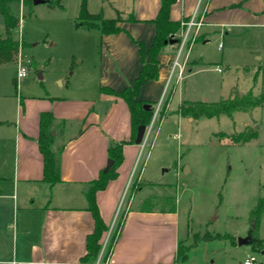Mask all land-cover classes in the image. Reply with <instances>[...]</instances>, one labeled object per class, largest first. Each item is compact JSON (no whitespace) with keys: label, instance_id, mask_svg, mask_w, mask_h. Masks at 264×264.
Wrapping results in <instances>:
<instances>
[{"label":"crops","instance_id":"obj_1","mask_svg":"<svg viewBox=\"0 0 264 264\" xmlns=\"http://www.w3.org/2000/svg\"><path fill=\"white\" fill-rule=\"evenodd\" d=\"M105 3L113 13L110 17L105 14ZM159 5L160 0H101L95 10L88 5L92 14L101 13L104 18H114L119 12L120 15H132L135 21L125 17L117 23L124 31L115 34H101L94 28H75L81 50L80 79L76 90L66 97L46 95L32 102L24 97L23 106L12 93L0 95V264H80L86 253L87 235L94 228L85 193L105 168L108 148L131 137L127 103L118 96L101 92L100 88L121 91L132 84L142 66L133 40H142L146 45L151 43L156 28L150 20L156 16ZM194 13L203 21L198 30V41L183 49L178 61L180 66H175L171 77L179 44L170 43L163 47L157 57L158 77L147 80L138 95V99L157 104L163 103L172 91L166 106L170 114L158 128L154 129L153 125L145 127L139 142L123 145V160L116 169V177L95 193V202L106 226L100 239L101 246L110 232L107 247L101 253V262L106 264L242 262L222 250L226 247V238L221 233V236L213 233L209 237L211 239L205 241L216 243L223 239L222 249L196 255L193 250L197 246L195 243L189 245L184 261L176 260L182 238L189 240L192 232L189 223L181 219L178 199L172 195L143 192L146 185H153L144 182L142 173L152 147L158 144L159 131L168 127L171 120L177 125L182 119L196 121L198 118L176 114L179 104L184 100L199 101V75L207 77L206 73L210 69L215 70L218 64L228 68L223 53L217 63L208 57L204 47L213 39L217 40L218 49L221 40L233 27L264 29V0H177L171 5L169 15L170 19L181 21ZM0 21L2 38L5 30L1 15ZM223 48L224 43L218 50ZM257 53L253 52L254 58L258 57ZM212 65L214 67L210 68ZM180 67L182 75L178 78ZM7 96L15 97L10 105L7 104ZM204 100L208 101V97ZM46 111L54 117L53 127L63 123L60 180L51 185L42 180L43 157L37 143L40 113ZM179 137V133H168L165 140ZM138 149L141 154L146 150V154L142 162L140 154L136 160L139 170L137 175H132L130 171ZM175 166H179L177 162ZM185 168L188 171V167ZM137 179L141 185L132 195V181ZM167 198H174L173 208L162 206ZM154 200L160 203L151 206ZM125 208L118 237L106 256L110 239ZM248 236L251 234L247 226L244 233H237V243L248 246L250 243L238 242ZM254 236L261 240L260 248L264 254V211ZM250 250L254 252L252 247ZM251 253L246 252L243 259ZM210 256L213 259L209 260Z\"/></svg>","mask_w":264,"mask_h":264},{"label":"rangeland","instance_id":"obj_2","mask_svg":"<svg viewBox=\"0 0 264 264\" xmlns=\"http://www.w3.org/2000/svg\"><path fill=\"white\" fill-rule=\"evenodd\" d=\"M100 1L85 0L87 10L88 5L95 10ZM81 2L61 0V7L33 4L31 0L28 5L20 1L11 4V12L18 20L13 36L23 45L14 61L0 65V95L12 93L23 106L24 97L32 102L46 95L66 97L76 90L80 79L81 50L75 35V24ZM104 5L105 14L110 17L113 14L111 8L106 3ZM119 16L124 20L129 15L119 13ZM230 30L229 35L221 40L223 50L217 49V40L213 39L204 47L208 57L217 63L223 53L228 68L218 64L215 70L210 69L206 73L207 77L199 75V101L216 102L240 97L249 90L254 95L260 91L261 69L264 68V29L233 27ZM2 31L0 21V33ZM254 51L259 52L257 58L253 57ZM19 64L25 66L27 72L17 80ZM204 97H208V101ZM12 100L15 101V97L7 96V104L10 105ZM155 106L154 103L150 122L145 127L153 125L156 129L165 118L160 116V111L154 118ZM166 106L167 117L170 113ZM167 126L159 131L158 144L152 147L146 159L142 177L144 182L153 185L147 183L143 192L177 197L181 219L187 221L192 229L189 240L182 238L180 253H187V249L195 243L197 246L193 250L196 255L222 249L223 239L216 243L205 241L211 239V234L221 233L226 238V247L222 250L235 260L242 261L246 252L251 253L252 244H249L250 247L239 245L237 233H244L247 226L250 231V212L264 197V106L250 110L233 109L230 114L221 113L210 118L201 116L193 122L182 119L179 125L171 120ZM242 131L257 135L247 142L233 141ZM168 133H179L180 137L166 141ZM60 142L57 139L54 149ZM140 154L138 149L130 171L132 175H137L139 170L136 160ZM145 154L146 150L141 154V162ZM176 162L179 165L177 168ZM185 166L188 167L187 172ZM140 185L138 179L132 181V195ZM158 203L157 200L151 201V206ZM162 206L173 208L174 198H167ZM252 250L254 254L251 255L264 261L259 245H254ZM211 259L213 256H210Z\"/></svg>","mask_w":264,"mask_h":264},{"label":"trees","instance_id":"obj_3","mask_svg":"<svg viewBox=\"0 0 264 264\" xmlns=\"http://www.w3.org/2000/svg\"><path fill=\"white\" fill-rule=\"evenodd\" d=\"M22 2L25 5L30 3V0H0V15L4 22V37L0 38V65L15 60L19 53L22 41H18L13 37V31L18 26V20L11 13L10 4L13 2ZM177 0H160V5L156 16L150 20L154 23L156 31L149 45H146L142 40H133L137 45L139 57L141 61V69L138 75L134 78L131 85L125 87L121 91H115L107 87H101L100 91L113 94L122 98L128 105L130 113L131 137L128 141H120L107 150L108 160L111 161L110 166L106 170H102L96 180L92 181V186L85 193L88 201V209L91 211L94 219L93 231L86 238V253L80 259V264H89L94 261L101 249L100 239L102 233L106 230V226L100 216L97 204L95 202V193L97 190L103 189L110 179L116 177V169L123 160V145L127 142H136L138 134L142 126L148 125L152 115V105L154 102L138 99L140 87L147 80H154L158 77V54L167 44H179V31L181 29V21L170 19V7ZM32 2V0H31ZM33 3V2H32ZM49 7H61V0H45ZM129 21H135L132 15L127 17ZM123 21L117 12L114 18H104L101 13L92 14L87 10L85 0L80 4L78 21L76 27L94 28L101 34H115L124 31L123 28L117 25ZM198 41V38L197 40ZM172 91L166 96L163 107L160 110V116L166 117L165 106L170 100ZM264 106V68L261 69V87L257 95H254L251 90L247 91L240 97L233 99L227 98L216 102L205 101H182L176 114L183 117L199 118L201 116L214 117L221 113L230 114L233 109L250 110L256 107ZM54 117L51 112H41L39 117V133L37 138L38 148L43 157V178L42 180L51 184L60 180V154L63 149L61 140L59 146L54 149L57 139H61L63 133V123L60 122L56 127H53ZM257 133H247L246 131L239 132L234 138L235 142H247L255 137ZM127 208L121 214L117 228L110 239L106 256L111 252L112 247L118 237V230L124 218ZM264 211V197L260 198L257 204L250 212V234L252 237V247L261 245V240L254 236V232L259 226L260 216ZM186 253H180V245L176 252V260L184 261Z\"/></svg>","mask_w":264,"mask_h":264},{"label":"built area","instance_id":"obj_4","mask_svg":"<svg viewBox=\"0 0 264 264\" xmlns=\"http://www.w3.org/2000/svg\"><path fill=\"white\" fill-rule=\"evenodd\" d=\"M181 24V29L179 31V37H180V42H179V48L178 51L176 53L175 59L173 61V65H172V69L170 72V77L173 73V70L175 68V66H180L179 64V57L181 55V52L183 51L184 48L189 47L190 45H192L198 37V30L200 28V26L203 24L202 18H199L197 16V14H192L189 18L181 20L180 22ZM222 47V43H219L218 45V49H220ZM219 70V69H218ZM27 72V68L25 66H22L21 64L18 65L17 70H16V79H21L22 77H24L26 75ZM178 74V78L181 77L182 75V69L180 67L179 71L177 72ZM161 105L162 102H158L154 108V118L156 117V115H158L160 109H161ZM109 234L110 232H108L107 236L105 237L102 246H101V252L98 255L97 259L91 263V264H106V262H101V253L106 249L107 244L109 242ZM241 264H264V261H260L258 259H256V257L254 255H249L246 256Z\"/></svg>","mask_w":264,"mask_h":264},{"label":"water","instance_id":"obj_5","mask_svg":"<svg viewBox=\"0 0 264 264\" xmlns=\"http://www.w3.org/2000/svg\"><path fill=\"white\" fill-rule=\"evenodd\" d=\"M32 2H33V4H38V3H44L45 0H32ZM38 77H39V78L41 77V74H40V73H39ZM144 128H145L144 126H142V127L140 128V131H139V134H138V139H137L136 142H139V141H140V136H141V134L144 132ZM110 163H111V161H110V160H107V163H106V166H105L104 170H106V169L109 168ZM185 172H187V168H185ZM238 242H239V243H242V242H243V243H251V242H252V237H251V236H248V237L245 238V239H239Z\"/></svg>","mask_w":264,"mask_h":264}]
</instances>
